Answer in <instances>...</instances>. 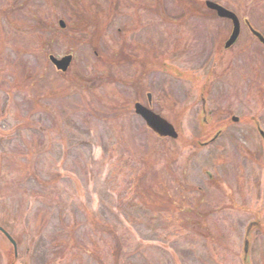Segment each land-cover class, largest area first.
<instances>
[{"label": "rangeland", "instance_id": "obj_1", "mask_svg": "<svg viewBox=\"0 0 264 264\" xmlns=\"http://www.w3.org/2000/svg\"><path fill=\"white\" fill-rule=\"evenodd\" d=\"M217 1L241 21L225 49L202 0H0V225L26 264H264V46L243 23L264 34V0ZM147 92L176 139L134 112Z\"/></svg>", "mask_w": 264, "mask_h": 264}, {"label": "water", "instance_id": "obj_2", "mask_svg": "<svg viewBox=\"0 0 264 264\" xmlns=\"http://www.w3.org/2000/svg\"><path fill=\"white\" fill-rule=\"evenodd\" d=\"M205 5L207 8H210L211 10H215L216 14L218 17L221 18H228L231 21V31L229 33V35L225 38V42L223 45V49L225 48H229L230 46H232L235 41L238 39V35L240 32V22H239V18L236 16L235 13H233L231 10H229L226 7H222L221 5L217 4L214 1H210V0H206L205 1ZM247 25L250 27V30L252 32V34L255 37H258L259 41L264 45V37L261 35V33H259L257 30L255 31L248 23V21H246ZM60 25L63 26L62 21H60ZM50 60L52 61V63L54 64V66L58 69H61L62 71H66V69L68 68L67 66L69 65V63L72 60V57L70 54H66L65 56H63L62 58H57V57H53V56H49ZM148 96V100H149V104H150V94L147 93ZM202 99V104H204V99L202 98L203 96H200ZM203 106V110H205L204 105ZM134 112L141 117L144 122L146 123V125L148 126V128H150L153 132H155L158 136L160 137H171V138H176L177 136V131L176 129L162 116L158 115L157 113H155L154 111H152L151 109H149L147 106L141 105L138 102H135L134 105ZM203 113H205V111H203ZM231 119L236 122L238 121V118L236 116H232ZM254 123H256L257 125V130L259 131L260 135H262L263 138V144H264V135L260 129L259 123L257 122L256 119H253ZM219 132V131H218ZM216 136H218V134H216L214 137L216 138ZM215 138H212L213 140ZM211 140V139H210ZM256 221L254 222H250L246 228H245V237H244V242H243V257H247L248 256V249L250 246V241L248 238V235H250L252 228L254 227V225H256ZM0 231L3 232V234L6 236V238L8 239V241H11L13 246L15 247V241L11 238L10 234H8L1 226H0ZM243 258V261H244Z\"/></svg>", "mask_w": 264, "mask_h": 264}, {"label": "trees", "instance_id": "obj_3", "mask_svg": "<svg viewBox=\"0 0 264 264\" xmlns=\"http://www.w3.org/2000/svg\"><path fill=\"white\" fill-rule=\"evenodd\" d=\"M119 196L121 198L122 193H120ZM14 239H15V241H17L18 245H20V243L22 242V240L19 236H15ZM5 262H6V264H17L18 262H20L21 264H26L24 257L22 256V253H20L18 251V256L17 257L14 256V251H13L12 247L9 250V252H7V256L5 257Z\"/></svg>", "mask_w": 264, "mask_h": 264}, {"label": "flooded vegetation", "instance_id": "obj_4", "mask_svg": "<svg viewBox=\"0 0 264 264\" xmlns=\"http://www.w3.org/2000/svg\"><path fill=\"white\" fill-rule=\"evenodd\" d=\"M203 2H204V6H205V8H207L206 7V5H205V1L204 0H202ZM215 2H217L218 4H220V5H222L219 1H217V0H214ZM224 5V4H223ZM225 6V5H224ZM192 9V8H191ZM208 9V11L211 13L212 12V14L214 13L215 15H216V13H215V11L212 9H209V8H207ZM217 16V15H216ZM218 17V16H217ZM219 18V17H218ZM221 19H224V18H221ZM226 19V18H225ZM228 21H229V19H227ZM230 22V21H229ZM243 23H244V21H243ZM244 25H245V27H248L247 26V24L246 23H244ZM66 27V25H65V23H64V25L62 26V29H64ZM248 29H249V31H250V28L248 27ZM242 30V29H241ZM120 31V29H118L117 28V30H116V33L117 32H119ZM251 32V31H250ZM261 32V31H260ZM262 33V32H261ZM263 34V33H262ZM263 36H264V34H263ZM49 56V55H48ZM147 101H148V96H147ZM151 102H152V96H151V100H150ZM0 158H1V154H0Z\"/></svg>", "mask_w": 264, "mask_h": 264}]
</instances>
